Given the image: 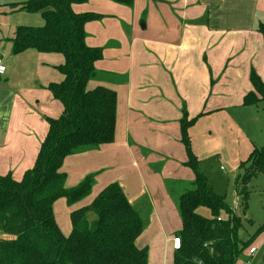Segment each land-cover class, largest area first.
<instances>
[{"label": "crops", "instance_id": "crops-1", "mask_svg": "<svg viewBox=\"0 0 264 264\" xmlns=\"http://www.w3.org/2000/svg\"><path fill=\"white\" fill-rule=\"evenodd\" d=\"M25 1L0 0V175L17 180L32 167L47 120L63 110L47 88L63 78L57 69L63 55L11 51L18 26L44 23L40 13L9 5ZM72 10L99 15L84 25L86 44L102 52L86 87L115 92V129L110 143L64 159L66 188L89 174L94 182L74 206L55 200L56 223L67 235L71 210L117 183L139 210L144 225L135 245L147 249V264H173L171 238L182 226L175 199L195 178L181 119L194 120L187 134L198 166L218 155L238 167L257 147L241 128L254 106L243 104L253 89L251 71L264 82V40L257 30L264 0H133L131 7L86 0Z\"/></svg>", "mask_w": 264, "mask_h": 264}, {"label": "trees", "instance_id": "trees-1", "mask_svg": "<svg viewBox=\"0 0 264 264\" xmlns=\"http://www.w3.org/2000/svg\"><path fill=\"white\" fill-rule=\"evenodd\" d=\"M85 1L27 0L9 4L40 13L44 20L39 27L15 29L12 53L32 48L63 55V63L57 68L62 80L47 86L63 110L57 118L47 120L32 167L18 180L9 173L0 175V264H147V249L135 245L144 225L139 210L117 183L108 184L88 204L71 210L67 235L61 232L53 212L58 198H64L69 206L86 199L94 182V175L89 174L66 188V174L61 170L64 159L110 143L114 136L115 92L104 86L86 87L97 73L95 62L102 52L86 44L84 30L85 23L99 15L72 10V4ZM111 1L125 6L133 2ZM257 30L264 40V22L258 24ZM250 81L253 89L244 95V105L264 100V82L254 71ZM193 121L181 119L187 165L195 178L192 187L175 199L182 226L177 234L181 246L174 249L173 264H235L239 218L198 170L187 134ZM238 168L241 172L236 175L235 187L245 204L248 180L264 173V143L254 147ZM200 208L207 209L209 216L201 215Z\"/></svg>", "mask_w": 264, "mask_h": 264}, {"label": "rangeland", "instance_id": "rangeland-1", "mask_svg": "<svg viewBox=\"0 0 264 264\" xmlns=\"http://www.w3.org/2000/svg\"><path fill=\"white\" fill-rule=\"evenodd\" d=\"M139 26L142 28L141 24ZM248 110L241 129L243 134L251 136L257 147H261L264 143V100L250 106ZM198 170L206 176L215 193L223 196L234 216L239 218V225L235 229L239 254L235 264H264V228H260L264 224V173H258L248 180L246 200L243 204L238 187H235V178L241 169L215 155L203 159ZM199 213L205 217L209 216L205 208H200ZM251 246L256 248L253 255L248 254V248Z\"/></svg>", "mask_w": 264, "mask_h": 264}, {"label": "built area", "instance_id": "built-area-1", "mask_svg": "<svg viewBox=\"0 0 264 264\" xmlns=\"http://www.w3.org/2000/svg\"><path fill=\"white\" fill-rule=\"evenodd\" d=\"M5 71V65L2 61V59L0 58V75L3 74ZM171 243H172V248L173 249H178L181 246V239L179 236H173L171 238ZM256 251L255 246H251L248 248V254L249 255H253ZM246 264H249L248 262H246Z\"/></svg>", "mask_w": 264, "mask_h": 264}]
</instances>
